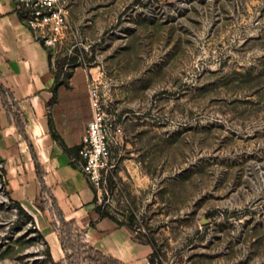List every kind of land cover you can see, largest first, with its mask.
<instances>
[{
  "label": "rangeland",
  "instance_id": "374dc122",
  "mask_svg": "<svg viewBox=\"0 0 264 264\" xmlns=\"http://www.w3.org/2000/svg\"><path fill=\"white\" fill-rule=\"evenodd\" d=\"M59 2L54 69L122 126L99 205L157 264H264V0ZM34 224L0 178V264H55Z\"/></svg>",
  "mask_w": 264,
  "mask_h": 264
},
{
  "label": "crops",
  "instance_id": "0c3cea01",
  "mask_svg": "<svg viewBox=\"0 0 264 264\" xmlns=\"http://www.w3.org/2000/svg\"><path fill=\"white\" fill-rule=\"evenodd\" d=\"M0 74L19 109L0 93V161L10 196L33 216L54 261L66 257L60 228L74 221L85 240L123 264H151L153 245L129 223L103 217L79 167L78 146L92 118L87 75L57 82L51 49L26 25L16 0H0ZM53 222L55 224H53Z\"/></svg>",
  "mask_w": 264,
  "mask_h": 264
},
{
  "label": "built area",
  "instance_id": "2783aa9c",
  "mask_svg": "<svg viewBox=\"0 0 264 264\" xmlns=\"http://www.w3.org/2000/svg\"><path fill=\"white\" fill-rule=\"evenodd\" d=\"M26 25L35 37L47 47L54 46L62 37L67 23V12L59 0H16ZM92 118L87 123L76 161L97 192V202L102 203L103 193H108L107 178L118 164L113 147L120 142L122 126L117 109L109 108L102 99L94 78L88 82ZM0 166L2 167L1 161Z\"/></svg>",
  "mask_w": 264,
  "mask_h": 264
},
{
  "label": "trees",
  "instance_id": "16d2710c",
  "mask_svg": "<svg viewBox=\"0 0 264 264\" xmlns=\"http://www.w3.org/2000/svg\"><path fill=\"white\" fill-rule=\"evenodd\" d=\"M55 70V69H54ZM56 78L57 82L59 84H65L69 86V79L72 77L71 74L66 75L63 70L56 71ZM0 93L3 96V103L5 107H7L9 110H12L15 112V116L17 117V123L19 126H21V119H20V112L19 109L15 110L14 106L17 104V102L14 100L11 90L6 87V85L2 81V75L0 74ZM81 145L78 146V152ZM4 168L0 167V178H4ZM11 199L15 202L18 209L20 210L21 214L23 216L29 217L34 223L33 216L20 204L19 201L14 200L12 197ZM97 211L100 213L103 217H111L115 220H117V217L111 214L109 211L105 210L101 205L97 206ZM126 222V221H121ZM63 226L60 228V236L63 244V248L66 252V257L62 259L61 261H54L52 255L50 254V257L53 259L55 264H123L117 259L105 255L103 252L95 248L93 245H91L89 242L85 240L84 234L82 233L81 229L77 226V224L74 221H64L63 220ZM129 223V221H127ZM53 224H55L53 222ZM35 228L38 230V232L41 234L42 237L44 235L40 232V230L37 228L36 224ZM139 234V233H138ZM139 239L143 240L141 237H138ZM145 241V240H143ZM147 242L151 243L153 245V253L150 257V263L151 264H157L158 262V256L159 251L156 248V244L152 239L147 240Z\"/></svg>",
  "mask_w": 264,
  "mask_h": 264
}]
</instances>
